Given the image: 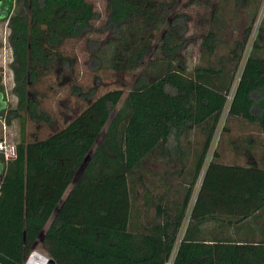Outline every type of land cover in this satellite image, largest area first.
<instances>
[{"label":"trees","instance_id":"trees-1","mask_svg":"<svg viewBox=\"0 0 264 264\" xmlns=\"http://www.w3.org/2000/svg\"><path fill=\"white\" fill-rule=\"evenodd\" d=\"M257 1L212 5L199 63L187 72L180 57L189 20L179 0H106L100 27L87 0H7L0 23L10 28L17 105H9L0 70V123L19 121L23 130L15 158L0 156V264H25L33 250L55 264H264V19L254 35ZM250 2L251 24L230 40L235 9ZM69 37L86 40L96 82L103 71L139 74L127 95L97 96L71 80L87 105L75 117L61 115L65 125L57 129L39 87L53 70L61 85L73 77L61 52ZM249 45L223 138L180 239ZM25 121L52 132L29 137Z\"/></svg>","mask_w":264,"mask_h":264},{"label":"rangeland","instance_id":"rangeland-1","mask_svg":"<svg viewBox=\"0 0 264 264\" xmlns=\"http://www.w3.org/2000/svg\"><path fill=\"white\" fill-rule=\"evenodd\" d=\"M91 7H93L94 12L99 15V19L94 21V24L97 27H100L106 18V0H87ZM219 0H179V11L181 13H185L188 16V32L186 35L188 45L186 50L182 53L180 57V66L181 68L187 70V72H192L195 67L199 63L200 55H201V46L203 41V36L209 30V26L211 24L210 18L212 16V5L216 4ZM233 1V0H231ZM259 14L257 20L254 24V35H256L257 30L262 24L264 19V0H258ZM253 5L249 4L247 8H238L235 9L237 12L236 20L233 21V26L229 31L230 40L236 39L241 36L243 29L250 25L252 22L253 15ZM9 9V5L7 0L0 2V16L4 17L7 14ZM234 9V8H232ZM15 7H13V12L16 11ZM9 35L10 28L8 22L0 23V70L3 75V82L5 84L7 90V98L9 101V105L12 108H15L17 105V97L13 93L14 89V75L12 70V50L9 44ZM92 38H99L103 42L106 40V37H102L99 35H94ZM252 43V42H251ZM251 50V45L248 46L245 54L243 63L240 67L238 75L234 80L231 94L228 98V103L226 109L222 115L220 124L216 131L214 140L212 142L210 151L208 153L204 169L200 174L196 185L193 190V195L190 202V207L187 212V217L185 219L183 228L180 233V239L182 238L185 228L188 223V219L191 213L193 206L195 205L198 195L201 191V187L203 184L204 176L208 165L210 164L213 154L217 149L219 141L222 136L223 127L228 116V111L230 109V105L233 99V95L239 83L240 75L242 73L244 64L247 60L249 52ZM61 52L64 57L70 58L72 60V64L70 69L73 71V77H70V82L61 85V77L56 75L55 70L52 71L50 75H48L42 82L39 87V91L41 94H44L43 106L46 110H49L56 119V127L57 129L63 127L65 125V121L61 120V115L67 114L71 118L78 115L87 105V102L83 101L80 97L74 95L69 87L71 80H73V84L76 86H83L86 89L92 87L96 89L97 96L103 95L104 93L115 90V89H123L126 95L129 93L131 87L134 85V82L139 74H124L119 73L115 74L112 71H103L101 73V82L95 81V74H93V69L90 64V56L88 52L87 42L84 39H78L75 37L67 38L61 48ZM223 53V50L220 54ZM69 69V68H68ZM70 73L67 72V75ZM51 87V89H50ZM25 126L27 128L28 136L32 133H36L39 135V138L47 137L52 131L45 127L37 128L34 124L25 121ZM22 124L19 121L13 122L12 125H5L0 123V139H6L9 143L16 144L21 139L22 134ZM244 132V131H243ZM251 132L247 129L246 133ZM234 135L242 134L241 131L235 128L232 132ZM233 135V136H234ZM31 137V136H29ZM205 171V172H204ZM190 175L187 173L182 182L185 180H189ZM181 188V186H180ZM182 186V191H186ZM207 193V190L206 192ZM180 241V240H179ZM42 253V251H39ZM43 254V253H42ZM44 255V254H43ZM45 256V255H44ZM170 264V263H169Z\"/></svg>","mask_w":264,"mask_h":264},{"label":"built area","instance_id":"built-area-1","mask_svg":"<svg viewBox=\"0 0 264 264\" xmlns=\"http://www.w3.org/2000/svg\"><path fill=\"white\" fill-rule=\"evenodd\" d=\"M16 153H17L16 144L9 143L6 139L0 140V156H3L7 160H9L15 158ZM41 256L46 259L45 264H50V260L38 250H33L30 253V255L25 260V264H33L32 261L35 262L37 258Z\"/></svg>","mask_w":264,"mask_h":264},{"label":"crops","instance_id":"crops-1","mask_svg":"<svg viewBox=\"0 0 264 264\" xmlns=\"http://www.w3.org/2000/svg\"><path fill=\"white\" fill-rule=\"evenodd\" d=\"M224 161L227 162V163H231L234 161L233 159V154L229 151H225L224 152Z\"/></svg>","mask_w":264,"mask_h":264},{"label":"bare ground","instance_id":"bare-ground-1","mask_svg":"<svg viewBox=\"0 0 264 264\" xmlns=\"http://www.w3.org/2000/svg\"><path fill=\"white\" fill-rule=\"evenodd\" d=\"M46 259L44 257H38L37 260L35 262L32 261L33 264H45Z\"/></svg>","mask_w":264,"mask_h":264},{"label":"water","instance_id":"water-1","mask_svg":"<svg viewBox=\"0 0 264 264\" xmlns=\"http://www.w3.org/2000/svg\"><path fill=\"white\" fill-rule=\"evenodd\" d=\"M9 160H11V159H9ZM50 264H55V262L53 260H50Z\"/></svg>","mask_w":264,"mask_h":264}]
</instances>
